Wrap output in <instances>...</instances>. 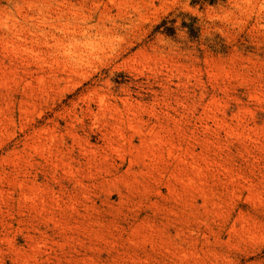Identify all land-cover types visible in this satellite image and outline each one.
Returning <instances> with one entry per match:
<instances>
[{
  "label": "rangeland",
  "instance_id": "374dc122",
  "mask_svg": "<svg viewBox=\"0 0 264 264\" xmlns=\"http://www.w3.org/2000/svg\"><path fill=\"white\" fill-rule=\"evenodd\" d=\"M0 264H264V0H0Z\"/></svg>",
  "mask_w": 264,
  "mask_h": 264
}]
</instances>
